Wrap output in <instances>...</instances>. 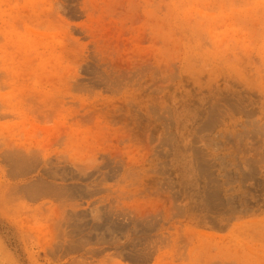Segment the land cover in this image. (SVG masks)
I'll return each instance as SVG.
<instances>
[{
  "label": "rangeland",
  "instance_id": "rangeland-1",
  "mask_svg": "<svg viewBox=\"0 0 264 264\" xmlns=\"http://www.w3.org/2000/svg\"><path fill=\"white\" fill-rule=\"evenodd\" d=\"M0 264H264V0H0Z\"/></svg>",
  "mask_w": 264,
  "mask_h": 264
}]
</instances>
